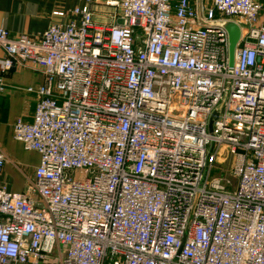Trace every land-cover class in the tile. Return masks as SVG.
<instances>
[{"label": "built area", "instance_id": "1", "mask_svg": "<svg viewBox=\"0 0 264 264\" xmlns=\"http://www.w3.org/2000/svg\"><path fill=\"white\" fill-rule=\"evenodd\" d=\"M93 1L38 36L0 25L4 67L44 72L14 124L36 178L0 184V264H264L262 2L105 0L102 23Z\"/></svg>", "mask_w": 264, "mask_h": 264}, {"label": "crops", "instance_id": "2", "mask_svg": "<svg viewBox=\"0 0 264 264\" xmlns=\"http://www.w3.org/2000/svg\"><path fill=\"white\" fill-rule=\"evenodd\" d=\"M259 21L264 23V0ZM85 0H0V25L7 27L14 36H38L57 18L54 10H71ZM213 0H196L194 4L202 12ZM94 18L98 22L112 21L109 11L113 9L105 0L92 2ZM240 27V26H239ZM241 31V28H240ZM5 50H0V76L4 77L5 88L0 89V148L6 154V162L0 169V184L10 190L24 192L36 178V168L41 154L30 149L15 138L14 124L18 117L33 120L37 94L27 90L28 85H38L44 80V72L33 60L14 62L4 67ZM33 264V263H21Z\"/></svg>", "mask_w": 264, "mask_h": 264}, {"label": "water", "instance_id": "3", "mask_svg": "<svg viewBox=\"0 0 264 264\" xmlns=\"http://www.w3.org/2000/svg\"><path fill=\"white\" fill-rule=\"evenodd\" d=\"M225 26L230 32V64L233 65L235 48L240 38L241 31L239 25L233 21H227Z\"/></svg>", "mask_w": 264, "mask_h": 264}, {"label": "rangeland", "instance_id": "4", "mask_svg": "<svg viewBox=\"0 0 264 264\" xmlns=\"http://www.w3.org/2000/svg\"><path fill=\"white\" fill-rule=\"evenodd\" d=\"M225 168L223 169V175L227 178H230L231 180H234L235 177L233 175V172L231 171V159H227V162L225 163ZM36 264H60L59 257L56 254H50L45 259H43L41 262H38Z\"/></svg>", "mask_w": 264, "mask_h": 264}]
</instances>
